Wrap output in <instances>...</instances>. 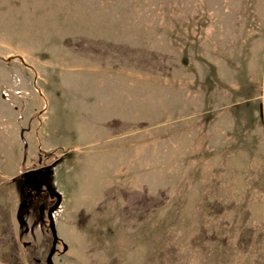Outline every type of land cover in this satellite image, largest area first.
<instances>
[{
	"label": "rangeland",
	"instance_id": "rangeland-1",
	"mask_svg": "<svg viewBox=\"0 0 264 264\" xmlns=\"http://www.w3.org/2000/svg\"><path fill=\"white\" fill-rule=\"evenodd\" d=\"M44 163L52 264H264V0H0V264Z\"/></svg>",
	"mask_w": 264,
	"mask_h": 264
},
{
	"label": "water",
	"instance_id": "water-1",
	"mask_svg": "<svg viewBox=\"0 0 264 264\" xmlns=\"http://www.w3.org/2000/svg\"><path fill=\"white\" fill-rule=\"evenodd\" d=\"M50 168H51V164L45 166L44 168H40V169H29V170H26L22 173L23 184L28 189H30L31 191L34 190V191L38 192L40 190V188L42 186H44V188L48 192L49 196L52 198L54 197L56 199L54 204L51 205L47 210V217L49 220V228H50L51 234H52V243H51V247H50L49 253L47 255V258H46V261L48 262V264H52L51 254H52L53 249H54L56 242H57V234H56L54 220H53V210L56 207H58V205L60 204L61 195L58 191H56L52 188V186L50 185V183L48 181L41 180V179H31L30 177H31V175L36 174L38 170L42 171L43 173H47V172H49ZM25 204H26L25 201H22L19 204V208H23L25 206ZM42 209H43L42 206H40V209H39L40 213H42ZM17 220H18L20 225L25 223V220L22 219L20 214L17 215Z\"/></svg>",
	"mask_w": 264,
	"mask_h": 264
},
{
	"label": "flooded vegetation",
	"instance_id": "flooded-vegetation-1",
	"mask_svg": "<svg viewBox=\"0 0 264 264\" xmlns=\"http://www.w3.org/2000/svg\"><path fill=\"white\" fill-rule=\"evenodd\" d=\"M49 164L50 163L40 164L38 167L32 168V169L44 168L45 166H47ZM27 170H29V169H27ZM24 171H26V170H24ZM44 176H45V174L42 171L38 170L37 173L31 175L30 178L31 179L45 180ZM22 182H23V179H22ZM25 198H26V202H25L26 204H25V206L23 208L24 209H29L30 207H32L33 210H35L34 212L39 217V219L41 221H45L46 220L48 225H49V220H48V217H47V210H48V208L51 205L54 204L56 199L54 197L52 198V197L49 196V194L46 191V189L44 188V186H42L38 192H36L34 190L31 191L30 189L26 188ZM40 206H42V208H43L42 209V213H40V210H39ZM24 209H22V210H24ZM49 232H50L51 243H52V234H51V230L50 229H49Z\"/></svg>",
	"mask_w": 264,
	"mask_h": 264
},
{
	"label": "crops",
	"instance_id": "crops-1",
	"mask_svg": "<svg viewBox=\"0 0 264 264\" xmlns=\"http://www.w3.org/2000/svg\"><path fill=\"white\" fill-rule=\"evenodd\" d=\"M16 153H18V152H17V151H16V152H13V158L19 160V158H18V154L16 155Z\"/></svg>",
	"mask_w": 264,
	"mask_h": 264
}]
</instances>
